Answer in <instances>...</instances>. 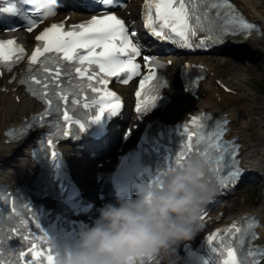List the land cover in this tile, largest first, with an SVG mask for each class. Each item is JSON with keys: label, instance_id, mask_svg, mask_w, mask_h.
<instances>
[{"label": "snow or ice", "instance_id": "6c2138e0", "mask_svg": "<svg viewBox=\"0 0 264 264\" xmlns=\"http://www.w3.org/2000/svg\"><path fill=\"white\" fill-rule=\"evenodd\" d=\"M27 3L33 5V0H27ZM100 3L104 6L102 15H92L90 19L73 24L68 28L65 27L64 21L53 22L39 32L35 37L38 43L27 59L29 70L33 63L39 61L37 67L42 70L41 75L38 77L29 71L27 78L21 83H27L28 90L34 96H39L49 106L53 105V100L45 94L48 87L47 82L54 79L47 75L53 71L48 65L49 62L55 64V73L59 74L62 59L70 62L64 67H71L79 77L87 78L78 81L77 85L81 89L85 86L91 88L98 95L97 103L102 105L99 107V113L104 114L107 109V114H116L122 106L120 98L109 88L96 87L92 81H95L96 85H107L109 77H119L120 73H124L128 79H131L133 75L139 73L141 68L137 58L143 56V61L149 71L140 80V90L136 92L138 98L136 109L137 112L147 111L155 105L159 98L160 88L167 83V81L158 83V74L154 71L164 65L160 64L152 54L142 53V45L136 42L135 34L129 25L115 11L110 10L113 6H119L121 0H100ZM6 11L14 13L16 8L9 5ZM29 13L31 14L27 13L24 16L29 31H32L42 19L48 18L46 13L40 12L36 7L29 9ZM144 23L157 38L173 41L188 48L194 47L196 42L193 37L197 32L201 33L200 46L206 47L209 42L219 43L229 36L243 39L250 30L257 27L236 10L232 0H207L199 8L191 4L189 0H145ZM24 58L25 49L22 45L17 44L14 39L0 40V66H5L10 71L15 63ZM128 79H125L124 83H127ZM64 91L61 90V98L67 101L68 97L63 94ZM51 94L56 95L55 88ZM58 109L59 104L56 105V110ZM50 111H52L51 108H45L39 117H32V119L42 121ZM69 111L70 109L65 106L63 116L65 122L71 125L72 119L68 115ZM101 120L102 115L99 114L91 117V123ZM200 121L201 117L193 116L183 126L189 135L188 145L176 156L174 162H170L167 168L155 175L151 182H162L173 167L182 165L194 156L208 158L215 164V167L211 168L208 173L210 179L215 183L229 186L238 181L243 172L239 166V160L233 159L228 170L222 172L219 164L220 156L212 151V149L221 146L219 130L214 137L215 142L213 143L211 140L207 142L211 144V148L204 147L202 150L200 148L193 150L191 143L193 136L197 137V143L205 139L195 128H191L192 125L199 126ZM76 123L79 124V128L88 125L79 121ZM222 124L226 125L227 121H223ZM72 131V128L68 127L63 129L60 134L67 136ZM49 143L51 144L52 141ZM53 155H55L54 152ZM230 155L235 157L236 150L233 149ZM204 214V210H201L200 216ZM37 224H39L38 221ZM16 231L15 228L12 229V232ZM221 231V229H217L216 232L210 234L209 242H213ZM28 251L34 257L45 256L46 264H56V253L52 252L51 247L47 252H44L42 249L38 250L36 244H32ZM260 255L264 258V251H261ZM19 257L22 258V264H30L26 258L25 250L19 251ZM16 264H21V260H17ZM225 264H239L236 252L231 247L227 249Z\"/></svg>", "mask_w": 264, "mask_h": 264}, {"label": "clouds", "instance_id": "9594fccd", "mask_svg": "<svg viewBox=\"0 0 264 264\" xmlns=\"http://www.w3.org/2000/svg\"><path fill=\"white\" fill-rule=\"evenodd\" d=\"M33 5L53 17L59 0H33ZM211 168L210 159L194 156L162 182L140 185L134 195L117 192L71 245L49 241L56 264H160L178 242L190 238L201 210L219 191L208 176Z\"/></svg>", "mask_w": 264, "mask_h": 264}, {"label": "bare ground", "instance_id": "6f19581e", "mask_svg": "<svg viewBox=\"0 0 264 264\" xmlns=\"http://www.w3.org/2000/svg\"><path fill=\"white\" fill-rule=\"evenodd\" d=\"M237 1L244 8L248 16L259 21L260 24L264 26V0ZM241 46L252 47L264 51V34L260 37L244 41ZM203 61L207 62L206 59H203ZM212 71L215 72V77H217V67L212 66ZM209 81L211 83L206 84L202 88L200 98L196 101L195 105L199 104L207 110L215 113H229L232 118V123L230 125L233 129L232 135L239 136L243 142V155L246 159L245 163L247 164L249 173L252 174V172H256L261 173L264 176V147L260 142H256L257 138L254 136L253 130H251L253 126L255 127V125L260 122V120L257 122L255 120V123H251V120L254 119L252 115L256 113H253L251 105H248V102H246L247 98L244 95L247 94L244 92L245 90L242 89L240 85L241 83L227 81L231 88L238 91L236 96H232L231 94H225L219 90L215 84V78H210ZM217 93H219L221 102L215 97ZM16 94L21 96L19 91H17ZM204 94L206 95L204 96ZM21 97L22 104L19 105L15 103L9 95L5 98L3 95H0V180L2 178L12 179V177L25 179L28 176L24 175V173L28 171L29 167H31L27 158V150H25V147L34 142L31 140V137L19 140L13 144H7L6 138L2 133L8 126L16 125L20 119L27 116L28 113L36 108L32 102H29L23 98V96ZM173 97L174 105L179 106L176 111L177 116H184L189 112L186 97L184 96L182 99L175 95H173ZM248 121L250 123H248ZM262 132L264 134V131ZM262 138L264 139V136ZM115 144H117V141ZM256 145H261L262 147L259 146L257 148L255 147ZM259 149L260 151L258 152ZM72 157H76L72 163L74 169L78 170L79 173H85L88 176L87 180L89 181L87 182L90 185V183H92V180H90L92 177L91 171L93 170V168L90 167V162L87 159L86 162H83V159L78 154L76 156L71 155V158ZM242 208L243 207L239 205L237 207V212H243ZM255 212L264 223V203Z\"/></svg>", "mask_w": 264, "mask_h": 264}, {"label": "rangeland", "instance_id": "374dc122", "mask_svg": "<svg viewBox=\"0 0 264 264\" xmlns=\"http://www.w3.org/2000/svg\"><path fill=\"white\" fill-rule=\"evenodd\" d=\"M230 56L231 57L229 58H224V61L226 59L228 60L231 58L232 60L239 62L241 65L231 63L232 68L227 67V64L225 65L224 61L220 57L216 59H212V61L214 64L218 66L221 77L231 78L238 81L239 79H244L245 76H251L250 78H247L244 81H242L244 83L245 88L247 89V95L249 98L248 104L250 105L253 104L252 108L254 110V113H256V115L258 116L260 115L261 117L263 115L264 117V56L259 55L260 57L259 58L257 55H248V53H244V54L233 53ZM240 85L242 89H244L242 84ZM259 126L260 125H257L256 131L263 130V127L260 128ZM258 183L259 185L257 187V190L252 188L251 189L247 188L245 191V192H249V196L251 197V199L253 198V194H255V192L259 193L260 191H264V180L261 178L258 180L257 184ZM251 199L245 202V206L247 208L255 207L253 205L248 204L249 202H252Z\"/></svg>", "mask_w": 264, "mask_h": 264}]
</instances>
